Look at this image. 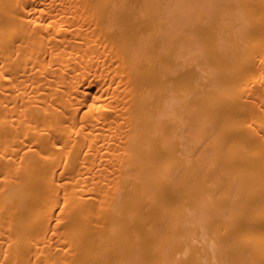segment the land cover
<instances>
[{"label":"bare ground","instance_id":"6f19581e","mask_svg":"<svg viewBox=\"0 0 264 264\" xmlns=\"http://www.w3.org/2000/svg\"><path fill=\"white\" fill-rule=\"evenodd\" d=\"M0 264H264V0H0Z\"/></svg>","mask_w":264,"mask_h":264}]
</instances>
